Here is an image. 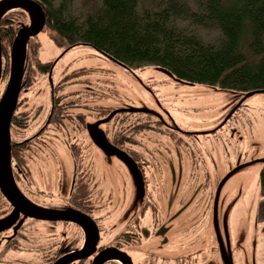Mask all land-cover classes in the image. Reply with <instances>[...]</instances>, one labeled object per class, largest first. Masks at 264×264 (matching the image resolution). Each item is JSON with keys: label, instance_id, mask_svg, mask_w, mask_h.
I'll use <instances>...</instances> for the list:
<instances>
[{"label": "flooded vegetation", "instance_id": "flooded-vegetation-1", "mask_svg": "<svg viewBox=\"0 0 264 264\" xmlns=\"http://www.w3.org/2000/svg\"><path fill=\"white\" fill-rule=\"evenodd\" d=\"M157 72L139 82L150 94L142 99L147 105L98 107L52 86L35 133L11 140L10 165L15 183H32L29 163L17 158L19 144L42 152L60 139L72 163L64 197L33 200L17 187L35 206L73 219L19 212L0 240L16 239L31 220L34 251L46 264L65 257L72 258L67 264H93L105 253L102 264H264V96L224 100L222 88L197 89ZM28 80L16 108L29 102ZM99 134L109 151L97 143ZM119 155L132 160L139 179ZM252 165L255 177L248 176ZM8 209L0 218L15 210Z\"/></svg>", "mask_w": 264, "mask_h": 264}, {"label": "trees", "instance_id": "trees-1", "mask_svg": "<svg viewBox=\"0 0 264 264\" xmlns=\"http://www.w3.org/2000/svg\"><path fill=\"white\" fill-rule=\"evenodd\" d=\"M37 1L45 12L43 30L62 49L90 46L130 69L158 65L193 84L264 90V0H101L75 20L63 11L65 1ZM28 18L23 9L1 18L5 64ZM40 46L34 38L27 43L23 84L34 76L33 63L40 74L51 67L40 62Z\"/></svg>", "mask_w": 264, "mask_h": 264}, {"label": "rangeland", "instance_id": "rangeland-1", "mask_svg": "<svg viewBox=\"0 0 264 264\" xmlns=\"http://www.w3.org/2000/svg\"><path fill=\"white\" fill-rule=\"evenodd\" d=\"M66 6L64 12L72 20L80 18V16L91 7L97 8L101 0H63ZM14 13L18 19L21 18V13ZM39 44L38 57L41 63H51V69L46 74L37 72L35 63L30 68H34V76H30V84L27 87L29 90L25 96V100L29 101L25 107L15 109L17 111L15 119L12 121L11 140L19 141L27 138L30 134H34L37 128L41 125L46 109L51 102L50 91L53 85L57 84L60 87L59 94L63 97L75 99L78 102L88 101L94 102L101 107L102 105H123L126 100L139 101L141 105H147L142 101L150 94L143 89L139 82L144 81L145 76L158 73L151 66H145L142 69L129 70L124 65H119L111 60H108L101 53H97L90 46H78L62 49L54 44L50 38L47 29L42 30L36 37H33ZM10 52V50H9ZM3 57V56H2ZM2 58V67L8 69L2 73L0 81V94L8 81L9 74V54ZM29 68V69H30ZM4 71V70H3ZM189 86V85H188ZM186 85V87L188 88ZM191 86V85H190ZM193 88L209 89L207 84H194ZM30 88V89H28ZM224 100H231L238 93L236 90L221 89ZM179 93L177 94V96ZM264 94H255L253 98L263 97ZM253 98L250 100L252 101ZM173 103V102H171ZM170 103V104H171ZM177 103V102H175ZM184 103H187L184 101ZM166 109L171 110V105L167 99L164 103ZM182 108L176 109L175 117L178 118V113H181ZM203 115L204 113H200ZM185 115H191L197 118L195 114L189 112ZM91 116V115H90ZM92 116H95L92 114ZM130 121V115H126ZM22 141V140H21ZM53 149L40 152L32 147L26 146V143H20L16 154L18 159L23 155L25 163H29L33 182L18 181L17 186L21 188L23 193L33 200H55L64 197L70 187L72 163L69 152L62 145V141L55 140ZM30 159V160H29ZM22 160V159H21ZM106 167V165H105ZM250 171L248 176L255 177L257 165H252L248 168ZM257 175V173H256ZM233 179V178H232ZM232 182V180H229ZM28 186V187H26ZM9 203L0 192V215L8 212ZM34 222L29 221L21 229L20 235L10 242L0 240V264H46L43 254L37 253L35 244L31 240L32 226Z\"/></svg>", "mask_w": 264, "mask_h": 264}, {"label": "water", "instance_id": "water-1", "mask_svg": "<svg viewBox=\"0 0 264 264\" xmlns=\"http://www.w3.org/2000/svg\"><path fill=\"white\" fill-rule=\"evenodd\" d=\"M11 5H16V9H23L28 13L29 21L28 25H22V27L15 33V37L11 42V49L9 52L10 62H9V74L8 81L4 87V91L0 97V192L2 196L11 204L13 207L12 212L7 216L0 218V231L8 229L16 220L19 212L28 217H36L38 219H73L66 215L65 213L47 211L43 208L35 206L30 199L24 196L19 187L15 183L14 176L12 174L11 162V133L10 125L11 118L14 114V109L16 108L18 102V96L21 88L23 87V76L25 71V61H26V49L27 43L30 38L37 36L39 32L43 30L45 25V12L41 7L40 3L36 0H0V20L1 18L10 10ZM14 9V8H13ZM34 12L36 19L34 24L31 23V13ZM2 46H1V35H0V78L2 75ZM105 56L104 54H102ZM108 60L115 63L111 57L105 56ZM119 64V63H118ZM122 65V64H119ZM152 70H157L159 72L166 73L174 81H179L184 84L194 85L186 81H181L178 78H174L171 72L168 70L154 65L151 66ZM1 81V79H0ZM212 88H215L214 86ZM238 94L243 95L242 99L252 98L255 94H264V90H253V91H237ZM97 143L102 148V150H108L109 144L103 139L102 135L96 136ZM109 151V150H108ZM131 171L134 172L136 180L139 179L140 173L135 170V165L132 160H129L125 155H119ZM77 220V219H75ZM78 222L80 220H77ZM82 223V222H81ZM16 226H14L15 228ZM108 254L98 255L94 259L93 264H102L107 260ZM72 260V258H62L54 262V264H67Z\"/></svg>", "mask_w": 264, "mask_h": 264}, {"label": "bare ground", "instance_id": "bare-ground-1", "mask_svg": "<svg viewBox=\"0 0 264 264\" xmlns=\"http://www.w3.org/2000/svg\"><path fill=\"white\" fill-rule=\"evenodd\" d=\"M16 7H18V6H16V5H11V6L9 7V9H13V8L16 9ZM35 19H36V16H35L34 12H32V13H31V23H32V24H34Z\"/></svg>", "mask_w": 264, "mask_h": 264}]
</instances>
